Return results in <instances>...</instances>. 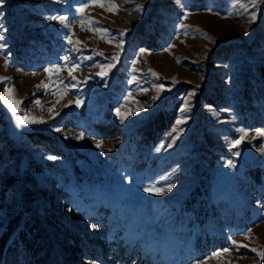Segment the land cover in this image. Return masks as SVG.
Wrapping results in <instances>:
<instances>
[{
  "label": "rangeland",
  "instance_id": "1",
  "mask_svg": "<svg viewBox=\"0 0 264 264\" xmlns=\"http://www.w3.org/2000/svg\"><path fill=\"white\" fill-rule=\"evenodd\" d=\"M0 37V264H264V0H0Z\"/></svg>",
  "mask_w": 264,
  "mask_h": 264
},
{
  "label": "snow or ice",
  "instance_id": "2",
  "mask_svg": "<svg viewBox=\"0 0 264 264\" xmlns=\"http://www.w3.org/2000/svg\"><path fill=\"white\" fill-rule=\"evenodd\" d=\"M176 3L180 4L181 3V0H176ZM112 7L113 8H116L117 6L116 5H113ZM142 7L143 6H137V10L138 11H141L142 10ZM80 11H83V9H80ZM185 18H187L186 15H185ZM49 19H52V20H57L58 19L61 22H65L67 18L66 17H55V16H52V17H49ZM255 20H256V17H255V15H253L251 17V22H254ZM121 35H123V33H121ZM0 39H3V37H0ZM69 43H72V41L69 40ZM120 46L122 47V44ZM113 58L116 59L117 57H113ZM68 59H69L68 57H64L65 62H67ZM78 67H79L78 65H73L72 68H71V70L72 71H75ZM111 67H113V65H108L107 66L108 69H110ZM46 71H52V70L51 69H47ZM4 91H5V95L7 96L9 94V91L10 90L5 89ZM194 94L195 93H191L190 94V97H191V95H194ZM190 97H189V99H190ZM153 99H156V97H153ZM4 103L9 107V109L11 110V112L13 113V115H15L16 112L18 111V107L17 106L19 105L20 101L14 100L12 103H9V101L6 99L4 101ZM36 103H39V101H37ZM76 106L77 107H80L81 106V101H76ZM187 107H188V104H187V101H186V103H185V109ZM183 110L184 109H182V111ZM49 111H51V109H49ZM116 115L117 116H120L121 115L119 109L116 110ZM126 118H127L126 116L122 117L121 123H123L124 119H126ZM184 122L185 121L183 119L177 121L178 124L184 123ZM16 123H17V126L20 127V126H24V125L42 124V123H45V121L43 119H41V118H35V117L28 118L27 116H24V117H17ZM54 130L57 131V132L61 131V129H59V128H55ZM173 131H177L178 132V135H179V131H182V130L173 129ZM258 134L264 135V132H260ZM244 135H247V134L245 133ZM65 138H67V137H65ZM83 138H84V133L83 132H80L76 136V139H83ZM176 138H178V136L173 138V142L175 141ZM241 139H237V140L233 141L231 143V147L235 148L236 146H238L241 143ZM97 147H100V142L99 141L97 142ZM235 155L239 156V153L237 152V153H235ZM46 158L48 160H54V159H56V157H53L51 155L47 156ZM225 167L235 168V164L231 160H229V161L226 162ZM172 187H174V185H169L167 188L145 187L143 189V191H145L147 193H150L152 195L160 196V195H163L165 191H171ZM69 210H71V209H69ZM93 227H95V226L93 225ZM235 243H236V241H233V244H235ZM225 251H228V250L225 249ZM261 255L264 256V254H261Z\"/></svg>",
  "mask_w": 264,
  "mask_h": 264
},
{
  "label": "trees",
  "instance_id": "3",
  "mask_svg": "<svg viewBox=\"0 0 264 264\" xmlns=\"http://www.w3.org/2000/svg\"><path fill=\"white\" fill-rule=\"evenodd\" d=\"M26 228V229H32V228H34V227H27V225L25 226V225H23V228ZM21 230H22V226L20 227V225L17 227V232H18V234H19V236L21 235ZM9 235H10V233H7L5 236H4V238H2V241L3 242H5L6 240H7V237H9ZM22 236V235H21ZM24 235L22 236V239H21V241H23V244H25L26 246H28L27 247V250H29V251H33V247L31 246V243L29 242V240H24Z\"/></svg>",
  "mask_w": 264,
  "mask_h": 264
}]
</instances>
